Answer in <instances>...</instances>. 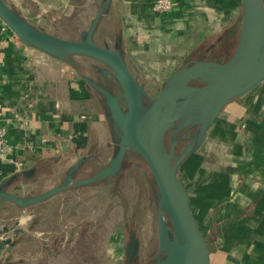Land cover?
Masks as SVG:
<instances>
[{
  "label": "crops",
  "instance_id": "obj_1",
  "mask_svg": "<svg viewBox=\"0 0 264 264\" xmlns=\"http://www.w3.org/2000/svg\"><path fill=\"white\" fill-rule=\"evenodd\" d=\"M5 1L34 27L75 40L102 0ZM174 1L171 11L158 14L152 10L154 0H112L104 15H120L114 44L146 88L166 80L194 47L222 35L242 12L241 0ZM60 25L77 34L55 32ZM75 57L90 58L57 55L27 43L0 17V125L7 143L0 156V185L18 175L10 192H43L46 183L60 184L79 158L87 160L78 172L90 163L110 161L116 151L118 135L104 96L86 77L113 92L116 79L104 75L102 64L92 58V68L105 81L85 72ZM143 69L154 73L153 80L143 79ZM32 167L33 176L21 174ZM179 173L200 230L209 239L211 264H264V81L227 103ZM56 195L28 207L0 197V226L22 229L5 234L14 237L15 246L11 253L2 251L0 264H42L56 257L50 247L66 223L62 218L47 223L50 212L45 210ZM71 245L61 239V256L67 257Z\"/></svg>",
  "mask_w": 264,
  "mask_h": 264
},
{
  "label": "water",
  "instance_id": "obj_2",
  "mask_svg": "<svg viewBox=\"0 0 264 264\" xmlns=\"http://www.w3.org/2000/svg\"><path fill=\"white\" fill-rule=\"evenodd\" d=\"M112 0H102L89 28L80 39H66L47 33L28 23L5 0H0V17L25 42L53 54H80L97 60L104 75L111 74L122 93L86 77L105 99L118 135V145L106 166L93 174L76 179L87 160L79 158L67 170L64 180L30 196L10 192L14 175L0 185V197L21 207L44 201L62 191L99 182L117 175L126 154H140L151 169L158 187L159 250L155 264H211L209 239L203 235L191 209L185 185L180 179V166L197 152L227 103L243 96L264 81V0H241L242 20L239 40L233 54L225 61L190 59L165 80L156 97H152L127 64L119 46L111 48L95 40V33ZM170 134V146L166 138ZM186 141L180 153L177 146ZM36 173V167L21 172L25 177ZM20 228L0 226V256L11 253L13 236ZM139 251V239L130 232L127 264H132ZM4 264V263H1Z\"/></svg>",
  "mask_w": 264,
  "mask_h": 264
},
{
  "label": "rangeland",
  "instance_id": "obj_3",
  "mask_svg": "<svg viewBox=\"0 0 264 264\" xmlns=\"http://www.w3.org/2000/svg\"><path fill=\"white\" fill-rule=\"evenodd\" d=\"M101 20L95 40L102 45L113 47L121 32L120 15L110 13ZM241 20L242 12L239 16V28ZM62 26L60 25L59 29L54 31L62 34H77L73 31H66ZM89 26L90 21L87 29ZM238 40L239 34H236L232 40L227 41V44H217L213 52L216 60L228 59L233 54ZM208 44H210L209 41ZM187 60L190 59L187 58ZM75 61L80 65L84 64L85 72L93 73L97 78L105 81V77L92 68V62L95 61L90 58L77 57ZM186 61H181L179 68ZM172 72H168L166 76ZM142 74L144 77L142 78L148 81L155 77L154 73L147 69H143ZM164 81L163 78L158 85L144 88L152 97H156ZM111 85L116 93H122L115 80ZM166 142L170 146V134L167 135ZM185 144L186 141L177 146V153L182 151ZM108 162V159H104L99 162V165L96 163L86 165L77 173L76 179L93 174ZM54 185L58 184H44L46 188L43 191ZM158 193L159 190L150 167L144 158L133 150L127 152L123 167L117 175L58 193L54 201L46 204L47 207L45 206V210L53 217L50 219L48 215L46 219L47 223H54L62 218L66 226L63 231L54 236L57 237L56 244L50 247L56 257L46 258L42 264H127V248L131 231H134L139 239V251L132 264H155L159 250ZM61 239L74 242V245L67 247L69 251H65L68 252L67 257L61 256Z\"/></svg>",
  "mask_w": 264,
  "mask_h": 264
},
{
  "label": "trees",
  "instance_id": "obj_4",
  "mask_svg": "<svg viewBox=\"0 0 264 264\" xmlns=\"http://www.w3.org/2000/svg\"><path fill=\"white\" fill-rule=\"evenodd\" d=\"M239 22L236 24H230L227 27L226 31L214 40L210 39V44H208L209 40H204L201 44L194 47L187 58L189 59H216L215 55H213L214 49L217 44H227V41L233 39L236 34H239ZM213 43V45H211Z\"/></svg>",
  "mask_w": 264,
  "mask_h": 264
},
{
  "label": "built area",
  "instance_id": "obj_5",
  "mask_svg": "<svg viewBox=\"0 0 264 264\" xmlns=\"http://www.w3.org/2000/svg\"><path fill=\"white\" fill-rule=\"evenodd\" d=\"M175 6L174 0H154L152 4V10L155 13H167L171 11ZM1 85V79H0ZM82 117H85L83 115ZM7 150V143H6V130L3 126L0 125V156H2Z\"/></svg>",
  "mask_w": 264,
  "mask_h": 264
}]
</instances>
